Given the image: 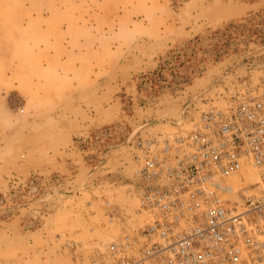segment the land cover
I'll return each instance as SVG.
<instances>
[{"label": "rangeland", "instance_id": "rangeland-1", "mask_svg": "<svg viewBox=\"0 0 264 264\" xmlns=\"http://www.w3.org/2000/svg\"><path fill=\"white\" fill-rule=\"evenodd\" d=\"M263 60L264 0H0V264H93L132 142Z\"/></svg>", "mask_w": 264, "mask_h": 264}, {"label": "built area", "instance_id": "built-area-1", "mask_svg": "<svg viewBox=\"0 0 264 264\" xmlns=\"http://www.w3.org/2000/svg\"><path fill=\"white\" fill-rule=\"evenodd\" d=\"M131 209L102 200L118 231L93 264H264V60L233 100L132 142ZM255 175L245 187L234 178ZM118 221H115V218Z\"/></svg>", "mask_w": 264, "mask_h": 264}, {"label": "bare ground", "instance_id": "bare-ground-1", "mask_svg": "<svg viewBox=\"0 0 264 264\" xmlns=\"http://www.w3.org/2000/svg\"><path fill=\"white\" fill-rule=\"evenodd\" d=\"M245 180L244 179H241L239 177H235L234 178V183L237 185V186H240V187H245L247 186L248 184L250 183H253L257 180V177L255 175H246L245 176ZM248 180L247 182H243V181H246ZM35 210V209H34Z\"/></svg>", "mask_w": 264, "mask_h": 264}]
</instances>
